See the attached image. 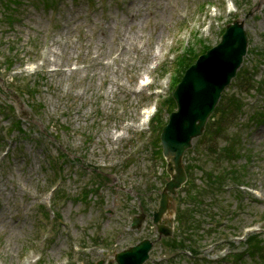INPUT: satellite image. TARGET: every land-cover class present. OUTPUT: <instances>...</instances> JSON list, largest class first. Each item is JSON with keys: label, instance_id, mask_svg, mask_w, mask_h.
Masks as SVG:
<instances>
[{"label": "rangeland", "instance_id": "rangeland-1", "mask_svg": "<svg viewBox=\"0 0 264 264\" xmlns=\"http://www.w3.org/2000/svg\"><path fill=\"white\" fill-rule=\"evenodd\" d=\"M236 18L247 53L221 103L239 105L234 157L225 137L193 139L184 161L197 158L205 197L192 212L179 190L163 219L173 235L159 238L151 214L169 176L153 141L183 62ZM213 167L237 180L210 193ZM144 238L143 264H264V0H0V264H106Z\"/></svg>", "mask_w": 264, "mask_h": 264}, {"label": "water", "instance_id": "water-1", "mask_svg": "<svg viewBox=\"0 0 264 264\" xmlns=\"http://www.w3.org/2000/svg\"><path fill=\"white\" fill-rule=\"evenodd\" d=\"M246 50L244 21L237 18L226 25L221 40L185 70L172 93L177 110L169 114L168 122L160 135L170 179L160 192L159 206L152 216L159 237L170 236L173 232V223L168 226L163 223V219L171 215L169 204L187 178L182 162L183 154L192 145L193 138L202 134L221 92L242 64ZM145 217V213L135 215L131 227H140ZM152 245V240L144 238L116 252L114 261L110 260L106 264H143L149 257ZM103 263V260L98 261V264Z\"/></svg>", "mask_w": 264, "mask_h": 264}, {"label": "trees", "instance_id": "trees-1", "mask_svg": "<svg viewBox=\"0 0 264 264\" xmlns=\"http://www.w3.org/2000/svg\"><path fill=\"white\" fill-rule=\"evenodd\" d=\"M206 50V49H205ZM204 50V51H205ZM195 59H193L191 62L188 63V61L186 62H183L182 66L184 67V69L189 65L191 64ZM181 62V61H180ZM183 69V71H184ZM183 73V72H182ZM228 99V98H227ZM220 104H217L216 108H215V111L214 113L211 115V117H214L215 115H217L216 119L214 120L209 119L207 125H206V129H205V136H208V138H215V137H225L226 139V144L222 147V151L221 153L224 155V159H227V162L230 163V161L232 160V158L234 157V148H235V145H236V141L234 139H229L227 140V136L229 135V132H228V124L231 122L232 120V116L234 113H236L238 110L237 108H239V105L236 103V106L235 107V103H233L232 105L230 104L229 107H223L221 109V103H222V97H221V100L219 102ZM168 105L169 106V109L170 111L172 109H174L175 107V102L174 100L172 99V97L169 99V102H168ZM221 111V114L217 113ZM157 124H162V121L160 120V118L157 119ZM159 131V130H158ZM159 134V133H158ZM158 134H157V137H155V140L153 141V145L156 146V151H154V153L157 155V157H161V145L159 143V137H158ZM235 139L237 140V137H235ZM190 151V150H189ZM216 151L214 150V148H212V145L211 147L208 148V153L206 152H202L204 156H212L211 154L215 153ZM200 154L201 151H197V154ZM192 160L194 161H190L189 163L186 164V171L188 173V176H189V179H188V182L187 184L184 186V189L183 190H186V194H187V197L190 198V201L193 202L196 207H193L195 210H193L192 212H195L196 210H199L197 207H199L203 201V198L205 197L203 194H202V190L201 188H199L197 185H195L193 183V178L191 177L192 175V170L196 167L195 165V162L197 160V158H193L192 157ZM212 168V167H211ZM216 170V168L214 169H211L209 172L206 173V177H207V180H208V183L211 187L213 188H216V190H211L210 193H217V192H221V190H223L226 182L228 181V177L230 178L229 180H237V176L236 175H228L227 172L226 173H223V174H214V171ZM98 175H101V173H96ZM227 180V181H226ZM208 188V187H207ZM178 213V212H177ZM191 215V214H190ZM192 216V215H191ZM179 219H180V223L178 222V227H181L184 223H183V220H181V217L179 216ZM187 227H194V228H198L199 227V224L196 222V220L194 219V217L192 216V219L188 220V223L186 224ZM257 233L254 232L250 235V238L248 239V245H251L250 247L252 246H257V244L254 242V239H255V236ZM260 245L264 243V241L262 239H260ZM178 245L177 246H180L179 248H186L184 247V242H177Z\"/></svg>", "mask_w": 264, "mask_h": 264}, {"label": "bare ground", "instance_id": "bare-ground-1", "mask_svg": "<svg viewBox=\"0 0 264 264\" xmlns=\"http://www.w3.org/2000/svg\"><path fill=\"white\" fill-rule=\"evenodd\" d=\"M152 110L151 109H149V108H147V109H144V111H143V121H147L148 119H149V117H150V115H151V112Z\"/></svg>", "mask_w": 264, "mask_h": 264}]
</instances>
